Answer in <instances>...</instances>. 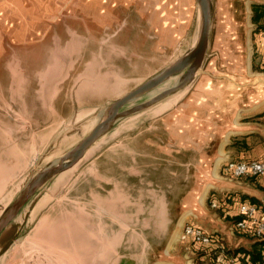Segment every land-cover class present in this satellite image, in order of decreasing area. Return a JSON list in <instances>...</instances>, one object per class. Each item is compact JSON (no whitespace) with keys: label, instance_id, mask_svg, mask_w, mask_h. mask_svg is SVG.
I'll return each instance as SVG.
<instances>
[{"label":"rangeland","instance_id":"374dc122","mask_svg":"<svg viewBox=\"0 0 264 264\" xmlns=\"http://www.w3.org/2000/svg\"><path fill=\"white\" fill-rule=\"evenodd\" d=\"M97 1L0 0V205L41 165L48 145L63 128L87 115L93 106L123 94L135 86L140 77L150 70L157 71L170 60L181 36L174 27L184 26V19L187 20L192 11L186 0H165L168 3L164 5L161 0H108L104 9ZM165 5L168 7L166 22L169 33L152 34L142 51L139 40L144 36L127 33V27L138 26L145 30L153 27L155 31L160 26L164 27L165 22L161 25L159 16ZM93 9L107 14L89 12ZM55 26L57 28L53 29ZM112 32H116L115 36ZM54 33H58L61 41L59 36H51ZM113 42H120L122 49H114ZM101 43L104 46L99 51ZM98 54L102 57L95 58ZM148 56H151V61ZM250 114H243L240 123H247L250 118L245 116ZM252 123L248 125L260 133L254 134L250 143L264 145V125H256L255 120L254 125ZM129 138H124L127 142L124 147L114 148L113 144L106 150L102 159L104 172L115 177L107 178L104 187L92 176L98 170L97 149L90 156L92 162L81 168L85 174H76L80 168L75 169L53 185L52 192L59 196L43 219L77 222L78 227L69 230L66 227H43L44 234L51 232L45 236L46 243L41 247L37 243H26L19 259L11 260L8 255L4 264L48 261L45 254L52 255L48 242L52 234L60 236L74 231L81 237L82 231L89 236V232L95 230L92 226L98 225L97 213L105 219L104 233L109 236L118 234L125 241L135 243L137 234H144L149 239L157 230L158 215L160 219L164 218V221L160 220V227L165 232L167 215L162 206L158 208L164 203L158 187L168 181L158 178L133 180L129 177L128 168L132 164L130 149L134 146V143H130V148L127 146ZM143 138V134L138 135L136 140L139 143ZM224 152L222 169L229 161H235L225 148ZM260 156V159L264 158V153ZM146 189L156 190L143 193ZM211 197L208 203L206 200V205L215 211L210 204ZM260 202L264 207V202ZM82 207L88 209L87 222L84 217L82 219L86 223L83 228L79 218ZM136 246L142 254L144 244L140 242ZM95 248L89 249V254ZM153 250L156 251L155 248ZM174 250H180L184 264H205L201 258L207 254L195 250L191 242L175 245ZM101 251L106 254V259L112 258V252L108 253L110 251L105 248ZM88 262L98 264L97 259L90 258ZM208 264L214 263L210 261Z\"/></svg>","mask_w":264,"mask_h":264},{"label":"water","instance_id":"95a60500","mask_svg":"<svg viewBox=\"0 0 264 264\" xmlns=\"http://www.w3.org/2000/svg\"><path fill=\"white\" fill-rule=\"evenodd\" d=\"M186 1L190 3V0ZM99 2L104 9L108 0H99ZM190 6L192 15L187 16V20H190L189 26L184 32L185 34L180 36L170 60L157 71L150 70L149 73L140 77L136 85L123 94L119 93L107 101L93 106L87 115L63 128L62 132L57 134L56 138L48 145L41 165L9 198L2 201L4 203L0 205V264L5 263L8 255L11 260L19 259L20 252L23 251L26 243H37L39 247L46 243L45 236H49L51 232L44 234L46 231H42L43 227H66L68 230L78 227L77 222L75 224L66 220L57 222V219L49 220L48 217L43 219L47 210L56 204L59 196L52 192L53 185L59 178L75 169L80 168L76 170V174H85L86 172H82L81 168L86 163L92 162L90 156L97 149L98 154L95 159L98 170L94 171L92 176L98 180L101 187H104L107 178L115 177V175H106L104 172L106 171L102 163L104 154L113 144L114 148L124 147L127 143L124 140L126 136L131 139L127 144L129 148L130 143H134L130 149L132 164L128 168L129 177L133 180L158 178V180L168 181L162 187L157 186L161 195L164 196L162 199L164 203L158 205V208L162 206L167 215L165 232L160 227V220L164 221V218L162 216L160 219L158 215L157 230L149 239L144 234H137L135 243L130 240L125 241L118 234L116 236L115 234L111 236L105 234L103 231L105 219L97 213L98 225L92 226L95 227V230L90 231L89 236L83 234L82 231L81 237L74 234V231H68L60 236L54 233L50 236L51 240L48 241L52 255L45 254L48 261L46 259L44 262L37 260L34 263L89 264L90 258L97 259L98 264H101V261L102 264H158L161 262L174 228L183 215L179 207L187 197V193L196 188L197 180L192 177V172L188 173L190 168L187 166H185V172H182L180 169H176L180 168L176 162L153 161L155 153L146 147L144 140L148 136V132L157 127L156 123L160 119L170 114L185 101L203 77L212 75L208 70L211 61L214 58L220 60L219 52L214 49L218 29V0H191ZM89 12L101 11L93 9ZM101 14L105 15L107 12L102 11ZM187 20L184 19L183 25L188 22ZM110 27H113V24ZM56 28L57 26L53 29ZM127 30L126 32L129 34L144 36V39L139 40L144 48L141 43L139 48L142 51L146 49L145 46L148 44L147 41L151 40L152 34L144 33L145 29L138 28V26H129ZM69 33L73 32L69 31ZM111 34L115 36L116 32ZM51 36L59 35L54 33ZM59 38L61 41L60 36ZM112 45L114 49H122L120 42H113ZM101 46L103 47L104 43L99 44V51L102 50ZM94 57H102V55L98 54ZM148 60L151 61V56H148ZM145 65L147 66V63ZM142 134L144 138L139 139L138 143L136 138ZM117 135L118 139H115ZM155 190L146 189L143 193H152ZM79 211L81 213L79 216L80 227L83 228V224L86 223L82 219L84 217L87 222L88 209L82 207V210ZM70 214L72 213L70 212ZM77 219L78 216L76 221H78ZM37 226L40 227L37 229ZM42 233L43 235H41ZM140 242L145 246L142 254L138 252V246H136ZM148 246L149 250L146 251ZM92 248H95V251L89 254V249ZM101 248L110 251L108 253L112 252V258L106 259V254L102 253ZM153 248L156 249L155 252H153ZM58 249L63 252L60 253Z\"/></svg>","mask_w":264,"mask_h":264},{"label":"crops","instance_id":"0c3cea01","mask_svg":"<svg viewBox=\"0 0 264 264\" xmlns=\"http://www.w3.org/2000/svg\"><path fill=\"white\" fill-rule=\"evenodd\" d=\"M262 1L218 0L214 49L219 52L220 60L214 58L211 61L208 70L212 75L203 77L185 101L160 119L157 127L145 137L146 147L155 153L153 161L176 162L180 167L176 169L182 172L187 166L190 168L188 173L192 172V177L197 180L196 188L187 193L179 207L182 218L176 224L158 264H184L180 250L176 251L174 247L182 243L180 235L187 223L204 227L206 232L215 234L220 240L214 246L220 247V250L201 258L205 264L210 261L214 264H236L237 258L229 257L223 249L251 247L255 241L234 233V226L227 216L233 214L237 204L229 211L224 209L222 214L210 210L206 200L208 203L210 195H230L264 202L263 182L230 179L221 168L225 158L224 148L232 158L242 160H259L264 153V145L250 143L254 134L260 132L248 125L252 122L254 125V120L256 125H264V71H260L264 69V38L262 28L258 29L264 24ZM164 2L161 0L163 5L168 3ZM163 8L159 20L161 25L165 22V26L156 31L152 27L144 33H169L166 22L168 7L165 5ZM189 23L190 20L184 26L174 27L175 32L185 34ZM245 113L251 114L245 116L250 119L243 125L240 118ZM232 139L240 140L247 146L238 151L232 148ZM228 147L230 149L227 150ZM256 156L259 158H252Z\"/></svg>","mask_w":264,"mask_h":264},{"label":"built area","instance_id":"2783aa9c","mask_svg":"<svg viewBox=\"0 0 264 264\" xmlns=\"http://www.w3.org/2000/svg\"><path fill=\"white\" fill-rule=\"evenodd\" d=\"M261 35L264 38V27ZM222 170L225 176L230 179L240 180L246 177H256L264 180V161L261 160L229 161ZM210 204L213 209L220 206L219 200L215 198L211 200ZM238 208L240 214L244 215L246 219L240 221L236 228L259 238H264V217L259 216L258 206L250 202H244L239 204ZM180 241L191 242L196 246L210 247L217 243L218 238L198 225L187 223L180 235Z\"/></svg>","mask_w":264,"mask_h":264},{"label":"trees","instance_id":"16d2710c","mask_svg":"<svg viewBox=\"0 0 264 264\" xmlns=\"http://www.w3.org/2000/svg\"><path fill=\"white\" fill-rule=\"evenodd\" d=\"M241 143L242 142H240V140L235 141V143L232 144V148H236L239 151L242 147L247 146V144H241ZM241 160L242 159H235V161H241ZM246 160H248V159H246ZM250 160H252V159H250ZM259 160L264 161L262 159H259ZM246 179H254L257 182H259V181L262 182V180H263V179L256 178V177H246ZM213 198L219 200V202H220V206L215 209V212H217V213L223 214V213H225L224 209L229 211L231 209H234L233 208L234 204H237L236 209L232 210V211H234L233 214L227 216V217H229L228 219H229L231 225L234 226V233L236 235L248 236V237L255 239V241H254V243H252L251 247L234 248V249H229V250L223 249V250H225L226 255H228L229 257H234L235 259L237 258L236 264H264V238H259L257 236H254V235L248 233V232L240 231L236 228V225L240 221H243L246 219V217L244 215L240 214V212H239V208H238L239 204L244 203V202H250L252 204L257 205L259 208V216L264 217L263 204L259 200H257L256 198H250V197H232L230 195H227L225 197H220V196L214 197V196H212L210 198V202ZM219 241L220 240H218L216 244H214L213 246H210V247L196 246L193 243L192 244L194 245L195 250L203 251L207 255H211L214 252L220 250V247H214L215 245L219 244Z\"/></svg>","mask_w":264,"mask_h":264},{"label":"bare ground","instance_id":"6f19581e","mask_svg":"<svg viewBox=\"0 0 264 264\" xmlns=\"http://www.w3.org/2000/svg\"><path fill=\"white\" fill-rule=\"evenodd\" d=\"M237 134V133H236Z\"/></svg>","mask_w":264,"mask_h":264}]
</instances>
